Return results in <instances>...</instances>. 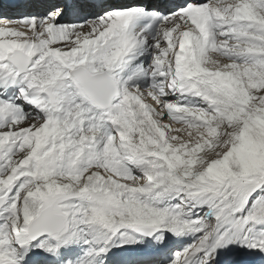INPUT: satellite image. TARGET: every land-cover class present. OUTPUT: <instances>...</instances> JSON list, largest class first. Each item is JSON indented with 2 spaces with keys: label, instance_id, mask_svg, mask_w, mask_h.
Returning a JSON list of instances; mask_svg holds the SVG:
<instances>
[{
  "label": "snow or ice",
  "instance_id": "snow-or-ice-1",
  "mask_svg": "<svg viewBox=\"0 0 264 264\" xmlns=\"http://www.w3.org/2000/svg\"><path fill=\"white\" fill-rule=\"evenodd\" d=\"M0 14V264H264V0H28Z\"/></svg>",
  "mask_w": 264,
  "mask_h": 264
},
{
  "label": "bare ground",
  "instance_id": "bare-ground-1",
  "mask_svg": "<svg viewBox=\"0 0 264 264\" xmlns=\"http://www.w3.org/2000/svg\"><path fill=\"white\" fill-rule=\"evenodd\" d=\"M18 11L15 12V11H11V10H8L4 5L3 3L0 2V14H4V15H7V16H10V17H16V16H19V15H22V14H25V13H28V12H31V11H34L33 8L29 7L28 6V0H24L18 7Z\"/></svg>",
  "mask_w": 264,
  "mask_h": 264
}]
</instances>
